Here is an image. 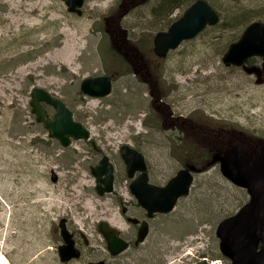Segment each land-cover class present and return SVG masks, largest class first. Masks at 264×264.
Returning <instances> with one entry per match:
<instances>
[{"label": "rangeland", "instance_id": "1", "mask_svg": "<svg viewBox=\"0 0 264 264\" xmlns=\"http://www.w3.org/2000/svg\"><path fill=\"white\" fill-rule=\"evenodd\" d=\"M122 1L127 0H86L79 16L69 13L60 0H0V251L10 264H62L61 218H67L82 248V257L67 264L100 258L107 264L228 262L219 251L217 224L201 221L222 210V215L228 210L234 214L247 202L248 193L219 181L218 165L195 175L191 193L168 216L155 215L138 248L132 246L118 257L108 255L98 223L108 221L131 235L133 228L121 212V203H128L132 214L144 215L130 192L120 147L129 144L142 152L150 182L159 186L182 168L184 157L175 155L177 132L145 126L144 119L155 110L148 89L134 75L115 78L113 92L106 98H91L80 91L82 79L106 71L101 53L109 38L103 17L116 13ZM209 1L222 15L221 23L234 8L264 21V0ZM158 2L147 0L124 17L122 24L131 38L155 35L188 7L161 18L153 10ZM242 31L220 36L222 31L210 26L171 51L162 73L164 101L174 115L243 130L264 140V71L257 76L248 73V67H226L221 61ZM255 60L260 66L261 61ZM37 87L69 103L90 129L91 140L114 164L112 193L96 191L91 168L101 155L88 140H74L65 148L36 121L30 101ZM53 170L56 182L51 180ZM204 198L212 199L208 216L190 204ZM184 220L192 225L180 232L175 226Z\"/></svg>", "mask_w": 264, "mask_h": 264}, {"label": "water", "instance_id": "2", "mask_svg": "<svg viewBox=\"0 0 264 264\" xmlns=\"http://www.w3.org/2000/svg\"><path fill=\"white\" fill-rule=\"evenodd\" d=\"M60 1L65 4L69 13L82 15L86 0ZM220 20L218 11L208 0H195L166 30L154 35L155 55L166 58L183 42L196 38L207 27L217 25ZM252 58H260L264 64V21L261 20H254L244 28L240 37L228 45L221 61L226 67H245ZM113 84V74H102L82 79L79 88L86 96L102 99L112 94ZM30 106L36 121L42 123L48 137L59 141L63 147L70 146L74 140H91L90 129L75 118L73 110L57 95L40 87L34 88ZM49 109H52L53 114ZM93 145L96 146L94 141ZM119 153L127 175L132 179L129 184L130 192L149 218L173 212L179 201L191 193L195 175L202 172V168L191 164L179 169L165 185L159 186L150 182L148 164L142 152L129 144H123ZM213 165L219 166V171L226 180L248 193L247 202L216 226L220 254L228 260L226 264H264V144L260 149L233 145L222 153H215L207 167ZM91 173L96 179V191L99 195L114 191L115 167L109 156L103 155L98 165L92 167ZM51 180H58L54 170ZM128 220L138 221L131 217ZM59 228L63 239L58 247L60 261L65 263L78 259L81 251L67 227L66 218L60 219ZM99 231L112 256L129 248V242L121 236V230L108 221L99 222ZM148 231V223H142L135 245L145 241ZM88 264L106 263L99 260Z\"/></svg>", "mask_w": 264, "mask_h": 264}, {"label": "trees", "instance_id": "3", "mask_svg": "<svg viewBox=\"0 0 264 264\" xmlns=\"http://www.w3.org/2000/svg\"><path fill=\"white\" fill-rule=\"evenodd\" d=\"M146 1L147 0L122 1V3L120 2V4L116 6L115 11L116 13L118 12L117 14L112 13L103 17V23L105 24L104 29L109 38V41L104 42L101 53L106 70L104 74H113L115 78H117L130 73L148 89L150 93V104L155 112L153 115H149L144 119V124L145 126L151 125L155 128L157 127V130L165 128L166 130L179 134L176 139H174L177 153L175 155L184 156L183 160H181L182 167L197 164L201 161L208 162V160H210V153H222L225 149L233 145L242 146L246 149H260L264 144V140L251 136L243 130L231 127L213 126L206 122L196 121L197 119L194 120L192 118L174 115L170 105L164 101L163 90L165 82L162 78V73L165 58H159L154 53V35L152 33H144L137 39L131 38L122 24L126 15ZM194 1L195 0H159L158 4L153 8L154 14L161 18L164 17V15L169 16L177 8L183 5L189 6ZM209 2L215 7L211 1ZM219 15L222 18L220 13ZM252 17V14L248 10L234 8L225 18L224 22L221 23L220 20L217 25L212 27L221 30L222 34L220 36H223L227 31L233 32L236 30H243L250 22L255 20ZM172 22L173 21H171V23ZM167 28L163 29L166 30ZM255 59L261 61L260 66L254 64L257 63ZM245 67L250 69L248 73L256 74L257 76H260L264 71V64L259 58L250 59ZM66 104L72 109L69 103ZM49 112H52V109H49ZM74 115L78 121H81L75 112ZM150 118L151 123L149 122ZM208 168L209 167H204L203 171H206ZM217 173L218 177H220L219 181L227 188L238 189L245 193V190L234 186L221 176L220 172ZM193 200L194 201L190 202V204L197 209L200 215L208 216L211 214L212 203L210 202L212 199L204 198L197 202V199ZM222 213H224L223 210L216 215H210V218H203L201 223L210 222L218 224L222 219L232 214L230 210L224 215H222ZM166 216H168V214ZM191 225V220H184L182 224H176L175 227L180 232H183L187 228H190Z\"/></svg>", "mask_w": 264, "mask_h": 264}, {"label": "flooded vegetation", "instance_id": "4", "mask_svg": "<svg viewBox=\"0 0 264 264\" xmlns=\"http://www.w3.org/2000/svg\"><path fill=\"white\" fill-rule=\"evenodd\" d=\"M89 142H90V144L92 145V147L94 148V150L97 152V154L98 155H101V157L104 155V154H102V150L100 149V148H98L97 146H94L93 145V141L92 140H88ZM96 144V143H95ZM99 149V150H98ZM101 159V158H100ZM203 160V159H202ZM100 161V160H99ZM99 161H98V163H99ZM202 162V161H201ZM201 162H198L197 163V166L198 167H200V164H201ZM98 163L96 164V165H98ZM208 163V162H207ZM95 165V166H96ZM94 166V167H95ZM125 169H126V166H125ZM51 174H52V172H51ZM126 174H127V171H126ZM127 177H128V175H127ZM129 178V177H128ZM130 179V178H129ZM130 180H132V179H130ZM115 182H116V177H115V180H114V188H115ZM122 202V201H121ZM138 203V202H137ZM139 205V204H138ZM140 206V205H139ZM142 208V207H141ZM124 209H125V211H124ZM131 209H130V207H129V205H128V203H121V212H122V214L124 215V217H125V219H126V221L130 224V225H132L131 227L133 228V232H131V235H125L124 234V232L121 230V236L127 241V242H129V248L130 247H135V248H138L142 243H140V244H138V245H135V241H136V239H137V235H138V230H139V227H140V225L142 224V223H144V222H147L148 223V227H149V231H148V235H149V233H150V228H151V224H150V221L155 217V215L152 217V218H149L148 217V215H147V212L142 208V211H143V214L144 215H140V216H137V215H134V214H132L131 213V211H130ZM134 218V219H137L138 221L137 222H132V221H129L128 220V218ZM59 222H60V220H59ZM66 224H67V227H68V229H69V231L73 234V237H74V239H75V242H76V246L80 249V251H81V256L78 258V259H80L81 257H82V248H81V246H80V244H79V240L76 238V233H74V232H72L71 231V229H70V227H69V221L67 220V218H66ZM58 228H59V223H58ZM98 229H99V223H98ZM59 234H60V228H59ZM148 235H147V237H148ZM60 237H61V235H60ZM146 237V238H147ZM146 240V239H145ZM61 241H62V243H63V239H62V237H61ZM61 243V244H62ZM60 244V245H61ZM59 245V246H60ZM58 246V247H59ZM106 247H107V242H106ZM128 248V249H129ZM127 249V250H128ZM107 251H108V248H107ZM125 252V251H124ZM123 252V253H124ZM123 253H121V254H119V255H117V256H112L111 254H110V252L108 251V255L110 256V257H118V256H120V255H122ZM59 255V254H58ZM60 259V258H59ZM78 259H72L71 261H69V262H65V263H63V262H61L62 264H67V263H70V262H72V261H75V260H78ZM99 260H104L105 261V263L107 264L108 263V260L107 259H104V258H100V259H95V260H93V261H99ZM89 262H87L86 264H88Z\"/></svg>", "mask_w": 264, "mask_h": 264}, {"label": "bare ground", "instance_id": "5", "mask_svg": "<svg viewBox=\"0 0 264 264\" xmlns=\"http://www.w3.org/2000/svg\"><path fill=\"white\" fill-rule=\"evenodd\" d=\"M0 264H10L6 256L0 251Z\"/></svg>", "mask_w": 264, "mask_h": 264}, {"label": "built area", "instance_id": "6", "mask_svg": "<svg viewBox=\"0 0 264 264\" xmlns=\"http://www.w3.org/2000/svg\"><path fill=\"white\" fill-rule=\"evenodd\" d=\"M212 264H214V262Z\"/></svg>", "mask_w": 264, "mask_h": 264}]
</instances>
